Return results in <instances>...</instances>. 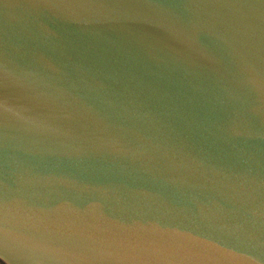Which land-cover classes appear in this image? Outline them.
<instances>
[{"label":"water","instance_id":"water-1","mask_svg":"<svg viewBox=\"0 0 264 264\" xmlns=\"http://www.w3.org/2000/svg\"><path fill=\"white\" fill-rule=\"evenodd\" d=\"M0 264H264V0H0Z\"/></svg>","mask_w":264,"mask_h":264}]
</instances>
